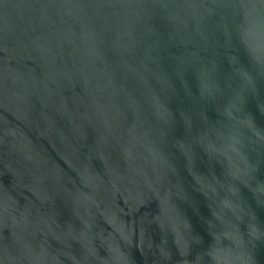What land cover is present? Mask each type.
<instances>
[{"label":"water","instance_id":"obj_1","mask_svg":"<svg viewBox=\"0 0 264 264\" xmlns=\"http://www.w3.org/2000/svg\"><path fill=\"white\" fill-rule=\"evenodd\" d=\"M0 264H264V0H0Z\"/></svg>","mask_w":264,"mask_h":264}]
</instances>
